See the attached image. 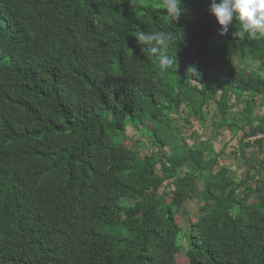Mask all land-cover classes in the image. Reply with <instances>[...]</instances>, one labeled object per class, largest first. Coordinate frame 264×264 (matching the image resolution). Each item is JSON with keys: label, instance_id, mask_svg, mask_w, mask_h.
<instances>
[{"label": "trees", "instance_id": "1", "mask_svg": "<svg viewBox=\"0 0 264 264\" xmlns=\"http://www.w3.org/2000/svg\"><path fill=\"white\" fill-rule=\"evenodd\" d=\"M182 7L170 23L143 0H0V264H264V76L233 62L264 70V41ZM137 29L175 34L173 69ZM176 119L226 128L241 178L208 140L175 144Z\"/></svg>", "mask_w": 264, "mask_h": 264}, {"label": "clouds", "instance_id": "2", "mask_svg": "<svg viewBox=\"0 0 264 264\" xmlns=\"http://www.w3.org/2000/svg\"><path fill=\"white\" fill-rule=\"evenodd\" d=\"M208 3V12L219 26L220 35L227 34L229 28L238 23L239 30L235 34L241 39L264 41V0H208ZM161 6L170 23L178 21L184 13L182 0H162ZM134 37L152 55L161 74L173 69L175 60L169 49L175 44L174 33L137 29ZM190 71L195 73V69Z\"/></svg>", "mask_w": 264, "mask_h": 264}, {"label": "rangeland", "instance_id": "3", "mask_svg": "<svg viewBox=\"0 0 264 264\" xmlns=\"http://www.w3.org/2000/svg\"><path fill=\"white\" fill-rule=\"evenodd\" d=\"M144 3H151L152 5H162V0H143ZM223 44L224 41H222ZM212 51L216 52L219 54L220 58H225L228 63L232 61L233 57L227 56L225 53H222L221 50L218 49L217 47V42H214L212 44ZM231 53V51H229ZM235 65H237L239 68H243L246 71H248L250 74L252 73H260L264 76V70L258 69L257 63L253 62H244L240 63L238 60L233 61ZM262 101L260 100V104ZM211 105L208 106L206 109L211 110L212 109V103ZM243 106V101H239L237 103V108L241 109ZM255 114H261L264 117V104L262 103L260 106V109H256L254 111ZM209 120V119H208ZM175 126L178 129H183L184 132L182 134H177L175 133V144H184L185 142L188 143L190 146L195 144L196 141L199 143L201 140H208L209 143L211 144V147L216 151L219 152L222 149H225V155L222 156V161L223 163L228 167V169L232 172H237L239 175V178H241L243 169L240 168V162L238 159H235L233 156V150L235 149V139H233L232 142H230L231 145H226L227 142L229 141L231 134L226 130V128L219 129L218 128H212L211 124L207 122H193L191 125H184V128L182 127V122L180 119H176L175 121ZM144 129L147 131H150V127L148 124H143L141 126V129L129 127L127 131V136L130 137L131 142L130 146L132 150L138 154L139 156H143L148 154L151 150H155V148L151 145L149 142V137L143 133ZM192 133H194L195 137L191 140L188 139V136H190ZM193 135V134H192ZM236 150V149H235ZM241 169V170H240ZM165 192H169L170 188L164 184ZM127 203H132V201H126ZM198 209V204L194 200H189L187 201L185 207H184V213H183V219L187 223L189 217L193 216L196 214Z\"/></svg>", "mask_w": 264, "mask_h": 264}]
</instances>
